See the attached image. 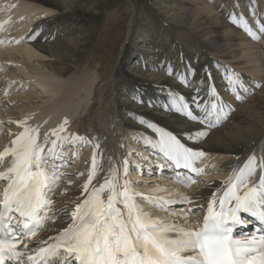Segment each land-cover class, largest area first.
Returning <instances> with one entry per match:
<instances>
[{
    "label": "bare ground",
    "instance_id": "1",
    "mask_svg": "<svg viewBox=\"0 0 264 264\" xmlns=\"http://www.w3.org/2000/svg\"><path fill=\"white\" fill-rule=\"evenodd\" d=\"M80 1L84 0H0V24L3 25L0 29V153L23 131L18 122L27 120L29 126L39 125V142L43 143L48 132L67 118V132L63 135H78L90 142L64 145L68 149L66 166L60 187L52 197L58 201L57 210L65 206L73 208L79 201L81 186L96 152L93 145L99 142L105 172L94 183H102L110 157L121 167L131 152L129 178L135 191L172 201L168 212L150 204L144 205L145 211L177 227L202 222L211 195L223 193L229 177L252 155L257 158L258 171L251 182L257 183L264 175L259 170V165L264 164V87L254 85H264V33H259L257 28V21L264 23V0L255 2L260 4L259 8L246 11L237 5L241 3L238 0L228 4L218 0H164L166 3L158 5L161 16L169 17L175 26L204 37L203 47L191 59L190 51L179 43L163 41L147 51L128 45L125 58L138 62L135 66L123 64L119 75L125 78L126 85L117 93L99 89V74L67 77L69 67L63 64L83 55L81 49L88 44V34H83V29L98 13V5ZM232 14H242L261 39L253 40L234 24ZM34 33H38L36 38L29 39ZM169 65L174 72L195 69V75L188 77L191 86H204L205 79L214 84L224 101L228 98L224 72L230 68L252 89L250 98L242 94V100L228 98L231 101L225 102L233 109L227 115L230 120L224 119L211 129L202 127L166 107L169 92L183 94L191 100L197 91H189L175 75L169 76L166 72ZM205 94L199 90V95L206 99ZM87 118L92 119L90 130L81 132L79 123ZM155 129L169 132L186 146L206 154L198 161V168L204 171L195 179L196 183L182 189L174 184L176 178L170 173L158 175L157 168L163 157L145 146L148 141L157 140ZM198 130L206 131L207 135L191 139ZM81 172L85 176L79 175ZM4 184L0 182V192ZM184 196L195 199L189 205L183 202ZM197 205L203 208L197 209ZM190 208L196 210L195 215H189ZM184 215H189L187 221L181 219ZM64 223V219L58 218L46 225L47 230L33 238L29 247L55 236Z\"/></svg>",
    "mask_w": 264,
    "mask_h": 264
},
{
    "label": "snow or ice",
    "instance_id": "2",
    "mask_svg": "<svg viewBox=\"0 0 264 264\" xmlns=\"http://www.w3.org/2000/svg\"><path fill=\"white\" fill-rule=\"evenodd\" d=\"M231 19L253 40L261 39L242 14H232ZM257 28L259 33H264V23L257 21ZM37 35L34 33L29 39ZM166 72L169 76L175 75L182 86L191 87L188 77L195 75V69L174 72L169 65ZM207 75L211 79V74ZM224 78L228 91L237 99H243L241 92L252 91L233 71L225 69ZM254 87L264 85L256 83ZM205 95L206 99L197 89L189 100L183 94L169 92L166 107L211 129L219 126L233 109L221 98L214 84L208 85ZM18 123L23 131L0 153V169H4L0 171V182H5L0 192V264H264V234L244 239L234 236L236 227L243 223L242 214L264 225V175L257 183L251 182L258 171L255 155L233 172L223 193L211 195L202 222L177 227L145 211L144 205L150 204L168 212L172 201L135 191L129 178L131 152L123 159L121 167L110 157L102 183H94L100 173L105 172L99 142L93 145L96 152L87 175L79 174L85 176L79 201L73 208L65 206L57 210L58 201L52 197L60 187L66 166L68 149L64 145L71 147L77 142L87 144L90 141L78 135H63L67 132V118L58 128L48 132L43 143L39 142V125L29 126L27 120ZM155 131L158 139L148 141L145 146L161 154L164 163L174 169H187L196 176L203 173L202 168L196 167L206 155L203 151L186 146L169 132ZM206 135V131L198 130L190 138L196 140ZM259 170L264 172V164L259 165ZM176 180L185 187L196 183L190 175L177 176ZM194 199L182 198L189 205ZM188 212L196 214L195 209L190 208ZM189 215L181 219L187 221ZM58 218L65 223L57 234L29 247L33 238Z\"/></svg>",
    "mask_w": 264,
    "mask_h": 264
},
{
    "label": "rangeland",
    "instance_id": "3",
    "mask_svg": "<svg viewBox=\"0 0 264 264\" xmlns=\"http://www.w3.org/2000/svg\"><path fill=\"white\" fill-rule=\"evenodd\" d=\"M218 1L228 4V1L233 0ZM238 1L241 3L237 5L245 11L252 9V7L256 8V6L259 8L260 5L257 4L260 3V0ZM80 2H93L98 5V13L94 21H91L86 29H83V34H88V44L81 49L83 55L79 54L71 58L69 63L63 64L67 68L69 67L67 74L69 79L75 75L78 77V75H86L87 73L91 76L99 74V81H101L99 83L101 88L99 87V89L103 88L109 92L117 93L126 85L124 83L125 78L119 75L123 64L128 62L135 66L138 62L125 58L128 45H135V47L147 51L163 41L179 43L191 52L188 53L191 59L201 49L200 47H203L204 37L201 38L185 27L175 26L170 23L169 17L161 16L158 5L166 3L164 0H84ZM251 2L257 3L253 6ZM172 66L176 67L174 64ZM227 69L233 71L230 68ZM203 80L204 84L206 83L204 86L194 85L195 87H188L189 91L190 89L195 91L199 89L202 93H206L205 89L207 90L209 83L205 79ZM175 81L178 83L177 80ZM227 93L225 96L235 99V96L228 89ZM241 94L247 97L250 93L241 92ZM228 98H224L225 101H231ZM248 98L244 99L249 103ZM227 120L229 121L230 117ZM227 120L226 122H228ZM90 121L92 119L87 118L79 123L81 132L90 130Z\"/></svg>",
    "mask_w": 264,
    "mask_h": 264
}]
</instances>
